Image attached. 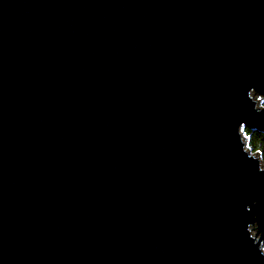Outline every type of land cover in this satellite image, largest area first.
I'll list each match as a JSON object with an SVG mask.
<instances>
[{
  "label": "water",
  "instance_id": "95a60500",
  "mask_svg": "<svg viewBox=\"0 0 264 264\" xmlns=\"http://www.w3.org/2000/svg\"><path fill=\"white\" fill-rule=\"evenodd\" d=\"M264 0H0V264H264Z\"/></svg>",
  "mask_w": 264,
  "mask_h": 264
},
{
  "label": "trees",
  "instance_id": "16d2710c",
  "mask_svg": "<svg viewBox=\"0 0 264 264\" xmlns=\"http://www.w3.org/2000/svg\"><path fill=\"white\" fill-rule=\"evenodd\" d=\"M243 133L247 147L253 152L258 151L260 157L264 160V132L257 129L244 128Z\"/></svg>",
  "mask_w": 264,
  "mask_h": 264
},
{
  "label": "built area",
  "instance_id": "2783aa9c",
  "mask_svg": "<svg viewBox=\"0 0 264 264\" xmlns=\"http://www.w3.org/2000/svg\"><path fill=\"white\" fill-rule=\"evenodd\" d=\"M253 152V151H252ZM258 152V151H257ZM258 154L260 155V153L258 152ZM264 250V249H263Z\"/></svg>",
  "mask_w": 264,
  "mask_h": 264
},
{
  "label": "rangeland",
  "instance_id": "374dc122",
  "mask_svg": "<svg viewBox=\"0 0 264 264\" xmlns=\"http://www.w3.org/2000/svg\"><path fill=\"white\" fill-rule=\"evenodd\" d=\"M264 161V160H263Z\"/></svg>",
  "mask_w": 264,
  "mask_h": 264
}]
</instances>
